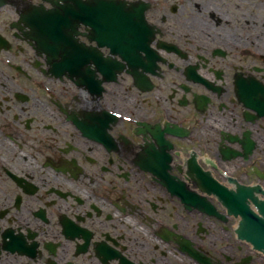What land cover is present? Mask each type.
<instances>
[{
    "label": "flooded vegetation",
    "instance_id": "flooded-vegetation-1",
    "mask_svg": "<svg viewBox=\"0 0 264 264\" xmlns=\"http://www.w3.org/2000/svg\"><path fill=\"white\" fill-rule=\"evenodd\" d=\"M0 264H264V0H0Z\"/></svg>",
    "mask_w": 264,
    "mask_h": 264
}]
</instances>
